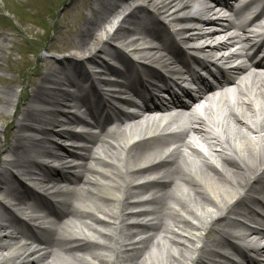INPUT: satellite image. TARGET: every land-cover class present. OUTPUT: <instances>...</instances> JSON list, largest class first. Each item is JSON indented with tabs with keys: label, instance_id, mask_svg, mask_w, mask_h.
<instances>
[{
	"label": "bare ground",
	"instance_id": "1",
	"mask_svg": "<svg viewBox=\"0 0 264 264\" xmlns=\"http://www.w3.org/2000/svg\"><path fill=\"white\" fill-rule=\"evenodd\" d=\"M116 3H118L116 0H112L108 5L92 12L94 19L97 12L102 14L103 19H99L95 24L90 22V17L84 18L82 25L86 26L78 31L74 39L66 43L70 48L80 51L77 53L80 55L79 58L89 62V54L98 51L99 45L106 40H115L117 42L115 45L130 48L134 54L165 69L173 61L172 58L181 64L175 56L177 49L162 44L159 37L156 40L153 35L143 33L137 27H129L131 31L124 29L125 23L128 22L125 20L127 14L140 8L149 12L151 16L166 17L170 23L179 28L182 37L187 36L184 41L191 46H198L197 42L204 38L215 40L218 35L210 30H205L207 32L198 30L197 21L194 20L196 16L191 13L192 10L199 8L200 14L210 11L200 0H132L129 3L120 0L115 6ZM134 15L133 13L131 19L135 17ZM187 27L188 31L181 30ZM212 27L214 26H210V29ZM128 38L130 40L126 41ZM226 47L227 44L218 41L203 51L224 50ZM5 49L11 50L0 44V69L4 68L8 71L6 63L9 58L4 56L3 63L1 55L6 52ZM53 63L61 65L60 61L54 60ZM58 66L52 65L51 62L47 63L46 76L43 79L53 78ZM111 71V68L104 65V73L96 74L97 82L109 86L110 84H105L102 78H107V75L112 77L108 74ZM146 71H148V78L146 77L148 89L156 87L154 81L160 82L166 79L160 73ZM6 82V78L0 76V104H2L0 118H6L9 109L15 110L13 117L18 110L17 102L21 95L12 86L3 89ZM10 82L17 84L14 77ZM27 83L34 86L32 81ZM126 83H129L128 79ZM242 89L244 92H238L232 103L224 100L222 103L224 105L215 109L221 115L216 123V128L219 130L217 135L208 139L209 133L202 129L207 124L206 121H210L212 112L206 108L205 114L209 119L196 117L192 122V118H187L182 137L175 141L177 144L169 151L154 149L155 146L152 145L155 143L149 144L148 141H143L145 136L153 133L156 128L154 125L161 116L144 118L117 112L114 122L124 117L130 122L128 127L123 126L124 122L120 121L109 132L100 131L98 135H86L54 131L56 128L52 129L51 123L56 120L48 119L38 111H27L16 120L14 131L17 134L13 142L7 144L5 150L10 154L23 152L24 156L25 151L29 150L26 152L25 161H17V166L20 165L19 171L28 176L39 175V173L35 175L29 169V163L33 159L32 151L40 157L62 163L57 172L64 170V175L59 179L49 180L39 175L41 180L39 183L51 194L78 200L80 208L76 210L70 203H64L63 210L60 209L59 212L45 209L37 211L34 204L25 201V194L19 193L13 187L9 188V192L5 190L7 199H4L8 203L12 202L13 207L20 209L25 206L22 209L28 212H24L23 215L32 220V223L35 221L46 225L51 223L54 228L44 226V229L46 232L51 231L54 236L51 233L52 240L42 242L36 234L31 232L28 234L18 228H15V232L5 233L6 229L0 225V264H57L54 259L58 250L70 256L73 264H209L220 257L217 253L220 249L230 250L237 258L244 261V264H264L254 260L248 261L249 258L239 246L230 244L232 236L243 238L246 235L237 234L236 229L240 226L228 219L227 214L242 213V203L248 200L246 195L252 193L253 189L262 190L264 178V76L250 79L249 85H243ZM125 91L126 94L128 91L134 94L131 88L120 85L115 86L112 96L118 99L127 98ZM61 95L64 99L54 97L49 100L41 97L42 103L47 104L45 108L56 105L58 108L56 113L81 104L84 106L83 113L93 117L87 105L80 99L71 102L67 101L71 96L59 92V96ZM32 105L40 104L34 102ZM55 112L52 111V114L56 115ZM64 119L68 117L65 116ZM177 119L178 115H175L168 123ZM143 122L149 125L144 126ZM190 124L195 126L191 127ZM189 131H193L208 149H211V146L220 149L211 150L213 153L211 158L219 161V168L210 159L203 157L189 146ZM24 133L43 138L46 135L59 136L76 143H72L71 148L66 145L60 147L56 144H45L42 139L33 140L32 136H26ZM162 144L157 146L160 147ZM3 147L4 145L0 144V151ZM188 151H191L195 157L190 156ZM103 156L109 158V162L105 161ZM2 172L4 173L2 177H5L4 169ZM68 183H74L75 187L79 186V191L68 190L66 185ZM186 188L189 191H186ZM94 201L103 203L113 210L93 205ZM170 202H174L177 209L172 208ZM149 205H153V209H148ZM134 208H145V210L132 212ZM238 208L241 210L239 211ZM3 210L10 212L6 207ZM92 212L102 214L105 221L96 218ZM140 217L148 218L149 221L142 224L135 221L125 223L127 220ZM82 218L89 219V224L83 223ZM166 219L171 220V227L169 224L167 226ZM70 223L71 230L79 237L67 238L66 232ZM78 224H84L87 233H83ZM98 225L108 232L98 231L96 228ZM248 230L251 236L257 238H261V234L264 235L261 230ZM145 231L149 234L144 233ZM40 232H43V228ZM94 234L107 243L104 241L99 244L91 241L89 238L94 239ZM139 235L142 237L138 238ZM95 245L97 249L107 254L90 253V258H80L79 255H75V252L87 254L90 247ZM260 251L261 249H251L256 256L262 255ZM227 262L234 264L231 261Z\"/></svg>",
	"mask_w": 264,
	"mask_h": 264
},
{
	"label": "rangeland",
	"instance_id": "2",
	"mask_svg": "<svg viewBox=\"0 0 264 264\" xmlns=\"http://www.w3.org/2000/svg\"><path fill=\"white\" fill-rule=\"evenodd\" d=\"M69 1V5L65 8V4ZM78 1L0 0V33L2 32L0 44L11 48L9 51L5 49L6 52L1 54L3 63L4 56L9 58L6 63L8 71L4 68L0 69V75L8 79L3 89L12 86L13 89L20 90L31 80V77H35L36 71L42 64L41 62L36 63L35 60L43 58V53L48 54L47 48H50L53 43L56 42L57 46L63 48L71 36L75 35L73 30L79 24L75 21L77 17L82 16L83 18V14L86 15L89 5L88 0ZM70 6L72 7L69 8ZM53 25L58 27L54 30L52 37L51 28ZM52 49L57 51L53 46ZM54 51L49 52L53 53ZM13 77L17 84L10 82L9 79ZM19 85L22 86L18 87ZM27 93L28 91L25 90L21 98L24 99ZM23 99H21L22 102ZM20 102L21 105L22 102ZM11 122L10 114H7L6 118H0V144L4 146L14 136V132H10L11 130L8 129ZM103 207L108 209L106 206ZM58 264L66 263L58 262Z\"/></svg>",
	"mask_w": 264,
	"mask_h": 264
}]
</instances>
